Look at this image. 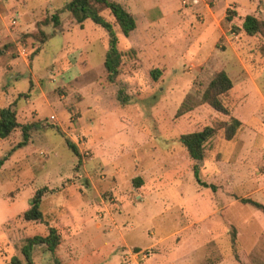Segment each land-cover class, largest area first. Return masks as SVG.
<instances>
[{"label": "rangeland", "instance_id": "rangeland-1", "mask_svg": "<svg viewBox=\"0 0 264 264\" xmlns=\"http://www.w3.org/2000/svg\"><path fill=\"white\" fill-rule=\"evenodd\" d=\"M69 1L0 0V108L21 124L56 126L10 155L21 129L0 138V264L47 234L45 222L22 217L43 187L41 210L60 243L36 245V264H264V213L241 202L264 204V39L245 34L243 13L229 24L235 8L219 0H116L138 28L125 37L101 12L123 52L109 82L108 33L77 23ZM221 70L233 82L231 115L199 103ZM187 97L198 105L176 117ZM230 116L242 128L206 143L197 180L180 135Z\"/></svg>", "mask_w": 264, "mask_h": 264}, {"label": "trees", "instance_id": "trees-1", "mask_svg": "<svg viewBox=\"0 0 264 264\" xmlns=\"http://www.w3.org/2000/svg\"><path fill=\"white\" fill-rule=\"evenodd\" d=\"M65 8L77 23L82 25L84 20L91 19L94 23L106 29L108 33V49L105 53L104 67L107 72L108 81L114 82L119 74L123 52L118 48L119 39L113 28V24L106 20L101 12L104 10L110 11L121 33L125 37H128L130 33L136 29L137 22L135 17L121 3L115 0H70L65 5ZM235 15L236 11L228 8L225 16L226 21L229 24H233ZM53 21L55 26H59L60 20L56 14L53 15ZM241 29L249 36L259 35L264 39V18L247 14L243 19ZM159 73V69L151 70V75L154 79L158 78ZM232 88L233 82L227 72L225 70L218 71L204 89L199 103L207 104L222 115H231L234 105L231 99H229L228 94ZM196 105L198 104L187 97L178 108L176 117L190 112ZM242 126L243 123L241 120L230 116V120L222 121L216 125H207L201 130L180 135V142L186 148L189 156L196 161L194 165V176L197 180H199V167L197 162L204 159L206 143L217 135L220 130H223L225 137L230 140L237 134ZM55 127L54 125L44 124L42 120L21 124L17 119V112L15 109L11 106L0 108V138H7L18 128L21 129L22 134V140L9 150L8 155L12 154L16 149L24 147L29 141L31 132ZM57 130L58 133H62L61 129ZM66 144L75 154H79L78 148L70 139L66 138ZM3 163L4 159H0V168ZM47 190V187L37 189L31 199L30 205L22 213V217L25 220L45 222L48 226L47 234L27 237L21 248L22 256H12L11 259L4 264H36L33 259V249L36 245H45L51 252L55 251L56 247L59 245L60 234L57 228L47 223L45 215L41 210L43 196ZM241 202L250 204L264 213V204L259 201H255L251 198H242ZM235 238L236 233L234 229L233 243H235ZM235 257L238 259V253H235Z\"/></svg>", "mask_w": 264, "mask_h": 264}, {"label": "crops", "instance_id": "crops-1", "mask_svg": "<svg viewBox=\"0 0 264 264\" xmlns=\"http://www.w3.org/2000/svg\"><path fill=\"white\" fill-rule=\"evenodd\" d=\"M127 1L130 2L129 0H127ZM219 4L224 5L225 8L229 7V5H231L235 8L234 10L236 11V13L237 12L239 14L243 13L245 16L247 14H252V15L264 18V0H223L222 2L219 0ZM122 5L128 11H130L132 13L131 8H129V6H128V4H126V2H124ZM127 6H128V8H127ZM185 19H186L185 16H183L182 20H185ZM136 28H138V25ZM176 28L180 33H182V34L184 33L183 25L177 26ZM132 32L130 33L129 37L131 36Z\"/></svg>", "mask_w": 264, "mask_h": 264}, {"label": "built area", "instance_id": "built-area-1", "mask_svg": "<svg viewBox=\"0 0 264 264\" xmlns=\"http://www.w3.org/2000/svg\"><path fill=\"white\" fill-rule=\"evenodd\" d=\"M198 0H195V2H197ZM188 2V0H183V3H187ZM13 22H15V21H13Z\"/></svg>", "mask_w": 264, "mask_h": 264}]
</instances>
